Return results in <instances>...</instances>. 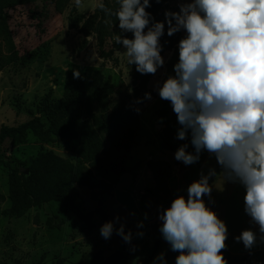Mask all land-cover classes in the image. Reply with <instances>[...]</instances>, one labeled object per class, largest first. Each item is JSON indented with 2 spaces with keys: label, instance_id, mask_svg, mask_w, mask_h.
I'll return each instance as SVG.
<instances>
[{
  "label": "rangeland",
  "instance_id": "374dc122",
  "mask_svg": "<svg viewBox=\"0 0 264 264\" xmlns=\"http://www.w3.org/2000/svg\"><path fill=\"white\" fill-rule=\"evenodd\" d=\"M95 2L83 0L88 7L78 9L74 0H34L0 9V127H17L35 119L41 122L0 141V264H153L154 260L155 264H175V259L166 256L170 245L159 231L162 221L158 214L170 207L176 196L187 199V187L200 178L201 172L207 175L209 169H215L217 176L209 178L211 195H204L203 200L227 226L224 252L245 257V264H264V243L259 239L258 225L251 223L244 212L243 186L223 180L222 169L208 152L201 167H197L195 163L185 165L175 160V152L166 147L164 126L156 114L162 99L155 85L167 75H174L178 49L163 54L164 66L150 78L146 91L151 99L136 103L140 98L135 95L133 65H127L123 46L114 43L117 34L128 33L108 21H100L99 33L92 30L84 35L78 28H69L70 17H88L96 10L91 8ZM181 2L186 0H168L171 6ZM184 35L182 30L181 38ZM73 70L82 72L87 91L96 71L103 76V82L112 85L113 91L105 100L108 111L114 103H129L132 125L138 133L130 150L115 145L107 127H98L92 117L84 116L89 127L95 129L98 158L104 164L122 163L126 170L120 174L107 177L97 170L85 131L69 148L57 128L49 131L44 103L62 97ZM92 106L95 112L100 111L94 99ZM174 117L177 121L175 113ZM171 142L179 143L177 139ZM48 153L73 165L82 163L88 182L70 184L82 203V217L55 200L12 211L9 168L17 167L19 173L27 174L32 161ZM150 161L169 165H162L169 173L164 181L156 179ZM139 181L142 187L138 186ZM117 216V223L123 224L124 230L143 231V235L133 236L131 243L114 232L104 239L100 227L105 220ZM245 229L257 234V243L251 250L234 240ZM158 239L161 244L154 250ZM161 253L163 261L156 259Z\"/></svg>",
  "mask_w": 264,
  "mask_h": 264
},
{
  "label": "clouds",
  "instance_id": "9594fccd",
  "mask_svg": "<svg viewBox=\"0 0 264 264\" xmlns=\"http://www.w3.org/2000/svg\"><path fill=\"white\" fill-rule=\"evenodd\" d=\"M74 3L78 9L88 7L83 0ZM117 4L113 10L96 0L91 8L115 16L121 32L132 34V38L117 34L114 43L123 46L127 65H135L141 75H155L165 64L160 43L165 24L169 37L186 33L178 41L174 75L155 85L176 115L177 139L190 136L194 148L192 153L186 151L188 144L181 145L174 158L191 165L202 151L214 156L223 180L245 189L244 212L258 225L264 243V0H186L178 4V12L165 10L163 22L146 11L150 0H117ZM73 76L79 78V71L73 70ZM144 99L150 100L151 94L146 92ZM216 176L215 169L207 175L201 172L187 187V199L176 196L158 214L162 237L179 253L175 264H227L223 255L227 226L203 200L211 195L209 178ZM118 221L117 216L103 223L100 235L109 239L115 231L131 243L132 233H126L123 224L114 227ZM234 240L251 250L257 234L245 229ZM156 259L163 261L164 254Z\"/></svg>",
  "mask_w": 264,
  "mask_h": 264
},
{
  "label": "trees",
  "instance_id": "16d2710c",
  "mask_svg": "<svg viewBox=\"0 0 264 264\" xmlns=\"http://www.w3.org/2000/svg\"><path fill=\"white\" fill-rule=\"evenodd\" d=\"M34 0H0V9L14 7L20 4L30 3ZM105 5L113 10L118 8L117 0H104ZM151 7L146 8V11L159 22H163L165 10L179 11L178 5L171 6L168 0H150ZM97 19L99 21H97ZM100 21H108L114 26H118V21L115 16H106L105 13L99 9L88 17L84 14H74L70 17L69 28H78L79 32L87 35L90 31L100 32ZM81 24V25H80ZM80 25V26H79ZM128 38H132L129 32ZM181 39V31L169 37L167 35V24H165V33L160 38V43L163 46L161 55L166 51L175 52L177 49L178 41ZM120 46V44H117ZM81 48V47H80ZM80 51V49H79ZM79 78H74L73 72L70 73L65 82V90L61 98L56 101H45L43 106V114L49 122V131L56 129L59 136L64 140L65 145L68 147L73 140H79L82 136V131L86 132V143L91 153V158L97 170L110 177L112 173L120 174L126 169L122 163L112 161L104 164L98 158V141L95 136V129L90 128L85 121L84 116L92 117L96 126L106 127L109 129V137L115 145L130 150L136 144L137 131L132 125L133 114L129 107V103L122 100L114 103L108 111L105 106V100L108 95L113 91L111 84L103 82V76L100 72L96 71L90 78L89 90L87 91L84 82L81 79L82 72ZM153 75H141L136 72L135 65H133V78L136 83L135 95L139 96V100L145 101L144 94L147 92V85ZM93 99L100 106V111L95 112L92 106ZM157 120L159 124L163 125V132L166 135L165 144L171 151H176L181 145L188 144L186 151L194 153V148L190 143V136L185 140L177 139V130L180 125L174 117V112L169 101L162 100L161 105L156 111ZM41 122L39 119L19 125L17 127H9L2 125L0 127V141L5 137H14L21 130L29 126H39ZM43 126V125H42ZM41 128V126H40ZM72 128V129H71ZM177 139L179 143H172L171 140ZM73 144V143H72ZM69 148V147H68ZM207 151H202L200 159L196 162L197 167H201L205 160ZM167 165L162 162H149L151 169L154 172L156 179L164 181L165 177L169 175L168 168L162 165ZM24 165V164H23ZM83 165L78 162L75 165L67 163L62 158L52 155H39L32 161L28 167V173H19V168H9V176L11 179V194L10 200L13 212L23 211L33 205L47 202L49 200L60 201L64 206L75 212L82 217L83 207L78 195L74 192V188L70 186L71 183L85 184L87 183L86 177L83 176ZM39 189H37V187ZM114 221V219H107L105 222ZM114 227L119 228L117 222H114ZM131 232L132 237L137 233H144L139 230H125ZM116 234V232L114 231ZM117 235V234H116ZM120 237L119 235H117ZM122 238V237H120ZM160 239L154 245V250L160 246ZM178 252L168 249L166 254L167 258L175 259ZM223 255L227 264H245V257L228 255L223 251ZM31 264H46L43 261H37ZM116 264V263H107Z\"/></svg>",
  "mask_w": 264,
  "mask_h": 264
},
{
  "label": "water",
  "instance_id": "95a60500",
  "mask_svg": "<svg viewBox=\"0 0 264 264\" xmlns=\"http://www.w3.org/2000/svg\"><path fill=\"white\" fill-rule=\"evenodd\" d=\"M159 126H160V125H159ZM138 186H139V187H142V183H141V181L138 182Z\"/></svg>",
  "mask_w": 264,
  "mask_h": 264
}]
</instances>
